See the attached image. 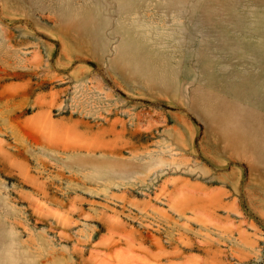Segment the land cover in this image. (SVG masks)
Returning <instances> with one entry per match:
<instances>
[{"label":"rangeland","instance_id":"374dc122","mask_svg":"<svg viewBox=\"0 0 264 264\" xmlns=\"http://www.w3.org/2000/svg\"><path fill=\"white\" fill-rule=\"evenodd\" d=\"M0 264H264V0H0Z\"/></svg>","mask_w":264,"mask_h":264}]
</instances>
